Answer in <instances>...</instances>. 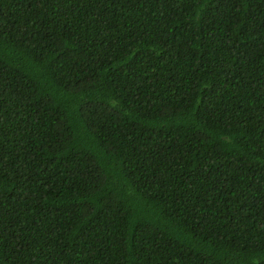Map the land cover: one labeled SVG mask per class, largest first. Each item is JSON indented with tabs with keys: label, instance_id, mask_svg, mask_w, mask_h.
I'll list each match as a JSON object with an SVG mask.
<instances>
[{
	"label": "trees",
	"instance_id": "obj_1",
	"mask_svg": "<svg viewBox=\"0 0 264 264\" xmlns=\"http://www.w3.org/2000/svg\"><path fill=\"white\" fill-rule=\"evenodd\" d=\"M0 264H264V0H0Z\"/></svg>",
	"mask_w": 264,
	"mask_h": 264
}]
</instances>
